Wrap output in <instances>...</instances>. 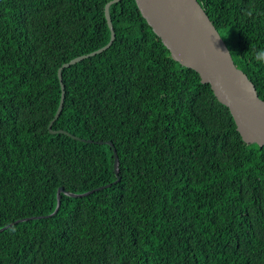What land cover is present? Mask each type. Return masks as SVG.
<instances>
[{
    "label": "trees",
    "instance_id": "1",
    "mask_svg": "<svg viewBox=\"0 0 264 264\" xmlns=\"http://www.w3.org/2000/svg\"><path fill=\"white\" fill-rule=\"evenodd\" d=\"M0 0V264H264V147L134 0ZM264 101V0H197ZM119 181L114 183L113 151ZM60 194L57 190L83 194Z\"/></svg>",
    "mask_w": 264,
    "mask_h": 264
},
{
    "label": "water",
    "instance_id": "2",
    "mask_svg": "<svg viewBox=\"0 0 264 264\" xmlns=\"http://www.w3.org/2000/svg\"><path fill=\"white\" fill-rule=\"evenodd\" d=\"M120 0H111L104 7V15L110 30L109 42L88 54L78 56L64 63L57 72L61 86V96L57 111L48 125L51 134H65L83 143L103 144L92 140L80 139L62 130H52L53 122L58 118L64 100V86L61 70L89 57H93L106 49L114 40V32L109 16V6ZM141 16L151 28L154 35L169 51L171 58L181 66L193 70L199 76L202 84L209 85L217 101L225 106L240 134L247 144H257L264 147V101L259 99L256 89L248 77L237 69L232 61L230 52L219 33L209 20L197 0H134ZM225 52H229L228 54ZM113 151V172L116 176L114 183L119 181L118 160L111 142H105ZM111 184L98 187L83 194L57 190V204L54 211L47 217L56 214L60 205V194L70 197H84ZM35 218L16 220L0 229L13 224Z\"/></svg>",
    "mask_w": 264,
    "mask_h": 264
},
{
    "label": "clouds",
    "instance_id": "3",
    "mask_svg": "<svg viewBox=\"0 0 264 264\" xmlns=\"http://www.w3.org/2000/svg\"><path fill=\"white\" fill-rule=\"evenodd\" d=\"M225 53H229V52H225ZM258 58L261 59V60H264V53H259L258 54Z\"/></svg>",
    "mask_w": 264,
    "mask_h": 264
}]
</instances>
